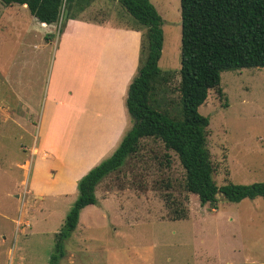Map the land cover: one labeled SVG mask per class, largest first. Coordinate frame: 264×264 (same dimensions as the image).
<instances>
[{"label": "rangeland", "instance_id": "obj_1", "mask_svg": "<svg viewBox=\"0 0 264 264\" xmlns=\"http://www.w3.org/2000/svg\"><path fill=\"white\" fill-rule=\"evenodd\" d=\"M151 2L163 19L159 65L174 70L171 86L176 89L182 68L181 0ZM76 18L136 27L134 17L119 0H95ZM63 22L56 23V39L66 28L60 31ZM10 40L5 36L9 47ZM2 47L0 44V264H50L57 234L80 194V180L74 188L71 177L82 168L75 172L65 168L72 156L68 149L94 125L85 124L87 115L75 107L82 104L77 86H56L57 95L70 92V102L57 100L56 107L49 108L57 44L51 51L47 49L39 63L24 62L23 81L18 83L23 91H31L33 72L40 69L41 79L32 91V123L20 119L14 112L29 101L16 92L17 62L8 59L10 55ZM140 55L141 46L139 65ZM220 87L222 95L211 89L199 107L209 118L214 179L220 186L264 182V67L225 70ZM124 105L129 123L117 146L96 166L114 153L135 125L127 99ZM8 108L14 114L5 120ZM47 111L49 126L42 123ZM184 180L185 169L175 152L167 151L160 140L142 139L140 151L97 186L98 201L81 211L76 229L64 242L66 253L75 250L85 264H264V198L239 202L221 198L214 206L202 204L197 194L185 189ZM169 193L187 211L186 218L173 220L169 215ZM79 235L87 237L85 244Z\"/></svg>", "mask_w": 264, "mask_h": 264}, {"label": "trees", "instance_id": "obj_2", "mask_svg": "<svg viewBox=\"0 0 264 264\" xmlns=\"http://www.w3.org/2000/svg\"><path fill=\"white\" fill-rule=\"evenodd\" d=\"M0 1L6 5L27 4L30 13L47 24L61 22L64 8L70 3L68 18L60 27L62 31L70 18H76L95 0ZM119 1L134 17L135 29H145L138 73L129 85L127 96V107L135 125L110 157L80 179L79 197L68 213L65 227L57 234L50 264H58L65 256L64 242L76 229L81 211L97 203V186L140 151L144 138L160 140L167 151L176 153L185 169V189L197 194L202 204L216 205L221 200L219 190L228 201L264 198V182L217 184L208 147L209 118L199 111L211 89L223 94L220 87L223 71L264 67V0H181L182 68L176 89L171 86L174 70H163L159 65L164 31L156 6L151 0ZM52 37L55 34L47 35L46 39ZM170 185L168 182V188ZM168 195L172 219L186 218L188 213L181 203L172 194Z\"/></svg>", "mask_w": 264, "mask_h": 264}, {"label": "crops", "instance_id": "obj_3", "mask_svg": "<svg viewBox=\"0 0 264 264\" xmlns=\"http://www.w3.org/2000/svg\"><path fill=\"white\" fill-rule=\"evenodd\" d=\"M1 2L0 44L3 45L1 50L5 55H10L8 59L15 58L17 62L15 90L29 101L22 103L23 107H19L14 113L17 116L20 114V119L32 123V116L35 115L33 105L30 103L35 100V92L32 91L36 89V85L39 87L41 74L40 69L32 73L31 91L24 92L22 86L18 85L23 81L21 78L24 76V62L39 63L47 56V49L51 51L56 44L57 50L55 54L53 52L49 108L56 107L57 100L61 103L70 102V92H67V95L65 93L57 95L56 86L58 88L77 86L81 90L82 104L75 107L87 115L85 124L94 127L87 129L80 142L72 144L68 149L72 156L65 168H68V172L82 168L72 174L71 186L75 188L80 177L87 174L117 146V141L129 123L124 104L129 85L137 74L143 33L139 29L115 25L109 21L76 18L66 22V28L58 39L55 37L46 39L47 35L56 33V23L47 24L39 21L30 13L27 4L6 5ZM5 36L12 39L9 41L10 47L5 41ZM6 110L5 120L14 114L10 112V108ZM93 115L95 117L92 119ZM36 116L39 117V113ZM48 118L49 111L44 112L42 116L44 125L51 124ZM49 139L48 135L45 140ZM45 155L41 154V157ZM85 235H79V239L85 241L83 244L86 243ZM62 258L64 264H85L80 258L78 260L75 250L68 251ZM58 264H62V261L59 260Z\"/></svg>", "mask_w": 264, "mask_h": 264}, {"label": "water", "instance_id": "obj_4", "mask_svg": "<svg viewBox=\"0 0 264 264\" xmlns=\"http://www.w3.org/2000/svg\"><path fill=\"white\" fill-rule=\"evenodd\" d=\"M69 9H70V3H67L66 6H65V8H64L63 15H62V19H63L64 22H65V21L67 20V18H68V15H69ZM222 194H223L222 191L219 190V191H218V196H219L220 198H222V197H221Z\"/></svg>", "mask_w": 264, "mask_h": 264}, {"label": "built area", "instance_id": "obj_5", "mask_svg": "<svg viewBox=\"0 0 264 264\" xmlns=\"http://www.w3.org/2000/svg\"><path fill=\"white\" fill-rule=\"evenodd\" d=\"M63 15V14H62Z\"/></svg>", "mask_w": 264, "mask_h": 264}]
</instances>
